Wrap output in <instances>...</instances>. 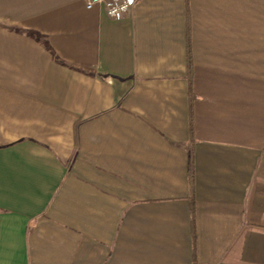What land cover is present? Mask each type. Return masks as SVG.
<instances>
[{"label":"crops","instance_id":"obj_1","mask_svg":"<svg viewBox=\"0 0 264 264\" xmlns=\"http://www.w3.org/2000/svg\"><path fill=\"white\" fill-rule=\"evenodd\" d=\"M193 262L264 264V0H0V264Z\"/></svg>","mask_w":264,"mask_h":264},{"label":"built area","instance_id":"obj_2","mask_svg":"<svg viewBox=\"0 0 264 264\" xmlns=\"http://www.w3.org/2000/svg\"><path fill=\"white\" fill-rule=\"evenodd\" d=\"M138 0H85V8L101 7L109 19L128 15Z\"/></svg>","mask_w":264,"mask_h":264},{"label":"trees","instance_id":"obj_3","mask_svg":"<svg viewBox=\"0 0 264 264\" xmlns=\"http://www.w3.org/2000/svg\"><path fill=\"white\" fill-rule=\"evenodd\" d=\"M190 178H191V180H190V182L192 183V175L190 174ZM193 264H196L195 262H193Z\"/></svg>","mask_w":264,"mask_h":264}]
</instances>
